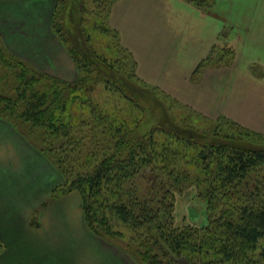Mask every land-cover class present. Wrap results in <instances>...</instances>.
<instances>
[{
  "label": "trees",
  "instance_id": "obj_1",
  "mask_svg": "<svg viewBox=\"0 0 264 264\" xmlns=\"http://www.w3.org/2000/svg\"><path fill=\"white\" fill-rule=\"evenodd\" d=\"M115 1H104L107 4L104 30L112 35L113 40H110L112 45L108 49L109 53L102 55L95 50L96 53L91 52L93 46L92 49L88 46V51L79 48L66 36L61 19L62 8L67 0H57L53 29L77 65L79 78L75 82L45 74L12 54L0 37V118L12 123L41 150H44L43 146H49L55 152H64L73 148L68 147L71 144L74 150L78 149L81 142L74 137L75 130L83 132L87 129L106 137L105 141L100 140L97 145L105 149L103 158L92 168L71 171L68 189L81 192L86 222L97 237L118 246L117 243L125 237L144 238L143 230L147 231L150 245L134 249L128 246V249H124L140 264H177L182 256H198L201 260H208L207 264H264V175L259 177V181L251 177L258 168L264 167V143L256 145L258 148H241L229 142L198 143L193 137L181 135L166 125L146 130L147 135H127L129 119L125 120L122 116L111 117L107 122L99 117L94 119L96 106H92V95L98 85H104L105 89L114 88L124 100L134 103L135 98L122 80L116 73H112L117 63L120 62L122 67L124 65L128 80L135 79L136 82L150 86L136 76L132 57L121 47L118 35L108 26V17ZM184 1L200 8H209L213 2ZM223 49L229 52V49ZM153 88L161 91L157 87ZM171 101L178 102L173 98ZM78 104L85 108L82 109L80 105L77 108ZM207 126V138H211L215 131L225 135L248 134L264 138L263 134L225 117L210 121ZM97 140L91 139L90 142ZM224 140L228 141L229 138ZM170 142H178L180 146L194 150L192 159L199 170L197 181L207 185L206 191L211 200L217 201L216 198L222 197L221 194L234 196V189L244 185L238 191V200L244 199L247 204L238 207L237 217L231 212L221 219L225 223L226 235H215L204 240L197 238L191 231L175 227L176 199L164 180L161 186L154 180L158 176V166L171 160L166 154L171 151ZM160 147L164 150L163 154ZM187 154L178 158L186 161ZM136 179L149 180L146 186L142 185L143 192L140 187L139 192L136 190L139 184L135 187ZM150 180H153L152 184ZM252 185L255 189L251 188ZM65 187V184L62 185L59 189L62 192L59 193H66L68 190ZM129 187L134 190L129 191ZM59 190L54 189L52 194L55 192V195H59ZM224 191L227 193H222Z\"/></svg>",
  "mask_w": 264,
  "mask_h": 264
},
{
  "label": "crops",
  "instance_id": "obj_2",
  "mask_svg": "<svg viewBox=\"0 0 264 264\" xmlns=\"http://www.w3.org/2000/svg\"><path fill=\"white\" fill-rule=\"evenodd\" d=\"M56 5L0 0V37L12 54L45 74L76 81L77 65L53 29ZM108 26L141 81L205 119L225 117L264 135V0H213L209 8L184 0H117ZM39 154L0 118V237L7 243L0 264H130L125 250L101 239L63 246L70 236L86 235L74 227L45 233L47 243L32 241L29 210L48 195V181L42 189L35 179L42 175ZM4 207L16 209L8 214Z\"/></svg>",
  "mask_w": 264,
  "mask_h": 264
},
{
  "label": "rangeland",
  "instance_id": "obj_3",
  "mask_svg": "<svg viewBox=\"0 0 264 264\" xmlns=\"http://www.w3.org/2000/svg\"><path fill=\"white\" fill-rule=\"evenodd\" d=\"M104 1L105 0H99V2L95 0H67V3L62 8L63 19H61V23L65 28L66 36H68L76 46L86 51H88L86 49L88 46H90L91 49L93 46L91 52L107 55L108 49L112 45L111 41L113 37L104 30L106 27L105 13L107 10V4H105ZM87 54L89 55V52H87ZM89 57L91 58L92 56ZM124 68V65L122 67V64L119 62L114 66L112 73H116L122 80L128 92L135 98L134 103L124 100L120 96V93L114 90V88L105 89L104 85H98L96 91L92 95V106H96V112L93 116L94 119L99 117L104 122L109 121V119L114 116H122L125 120L129 119L126 126L127 135L131 133L146 134V130L149 131L157 125H166L179 131L178 133L181 135L193 137L198 143L204 141H211L213 143L229 142L231 144H237L241 148H258L260 146L259 144L264 143L263 137H255L248 134L241 136L225 135L217 131L211 135V138H207L209 134L206 132V128L210 120L204 117L201 118L198 112L192 110L190 107L177 101V103L172 102L171 99L173 97L170 96V99L167 97L168 94L165 95L162 91L151 87V85H143L140 82H136L137 80L135 79H133L134 81L128 80L125 77V74L128 72H124ZM80 104L77 105V108ZM80 106L82 109L85 108L82 105ZM85 118L89 119L87 116H85ZM73 133L74 137L79 139V142L83 145L81 147L78 143L79 148L76 150H74V145L72 144L68 145V147L73 148L64 152H55L50 149L49 146H47L48 149L43 146L44 150H41L31 143L33 148L40 153L39 155L43 160V163L39 167V170L42 171V175H37L35 179L39 180L38 182H40L39 185H42V189L45 185L44 181H48L47 197L43 199L41 203H33L31 210H29L31 216L28 227L33 230L32 241H48V238L46 240L43 238L45 233L61 231L68 233L71 229L73 230L72 227H74L75 230L86 231V235L80 233L78 237L70 236L67 240L68 243L63 242V246H69L68 244H79L81 247H85L84 244H97L99 242L97 239H101V242H104L106 245L116 246L122 250L125 248L128 249V246L134 249L135 247L150 245L149 240H147L148 233L146 230H143L144 238L133 237L128 238V240L127 237H125L124 240L117 243L118 246L100 237L97 238V236L93 234L85 219L82 194L78 190H69V184L67 182L69 181L68 177H71V171H83L87 168H92L103 158L102 156L105 154V149H103V146L97 145L100 144V140L105 141L106 137L96 135L87 129L83 132H77L75 130ZM105 135L108 136L106 132ZM224 138H229V140L226 141ZM91 139L98 140L90 142ZM170 143L171 151L166 154L171 160L167 161L166 164H161V168L158 166V176L155 177L154 180L157 181L160 186L161 182L164 180L171 189L173 198L176 199L175 227L180 228L182 231H191L197 235V238H202L204 240L215 235H226L224 234L226 230L224 227L225 223L221 219H224V217L231 212H234L237 217L239 214L238 207L242 204H247L244 202V199L238 200V191H241L239 189H243L244 185L239 186L238 189H234L236 190L233 194L234 196H224L221 194L220 196L222 197L216 198L217 201L211 200V196L206 191L207 185L197 181L199 170L192 159L194 150H192V148L180 146L178 142ZM79 149L80 151H78ZM106 152L109 153L108 149ZM160 152L161 154L164 152L162 147H160ZM185 153H188L186 161L178 158ZM199 168L201 167L199 166ZM147 170L150 171V169ZM186 174H190V176L185 177L184 175ZM140 175L144 176L141 173ZM262 175H264V167L258 168L251 177L259 181V177ZM177 177L180 178L176 179ZM147 179L142 181L136 179L134 181L135 187L139 183L136 187L138 192L139 187L140 191L143 192L144 188L142 185L146 186L149 183ZM152 181L153 180H150L151 184ZM64 184L68 191L66 193H59L62 192V190L59 189L62 185L64 186ZM251 188L255 189V186L252 185ZM54 189L59 190L57 192L59 195H55V192L52 194ZM133 190L134 188L129 187V191ZM222 193H227V191ZM262 198H264V196ZM230 205L233 207H230ZM15 209L16 207H4L3 212L10 214L14 212ZM125 228L131 229L129 227ZM42 232H44V234H40ZM17 234L20 238L23 237L22 234L18 232ZM91 234L94 236L92 237ZM6 244V241L0 237V255L4 253ZM119 245L121 246L119 247ZM126 253L129 256V261L131 263L128 262L130 264H140L130 252L131 255L128 252ZM59 257L66 258L68 256L61 254ZM207 262L209 261L201 260L198 256L192 258L182 256L178 259L177 264H207ZM61 264L72 263L64 260Z\"/></svg>",
  "mask_w": 264,
  "mask_h": 264
}]
</instances>
